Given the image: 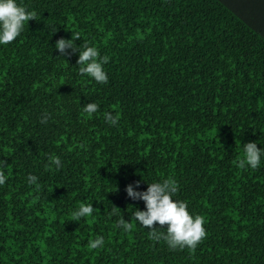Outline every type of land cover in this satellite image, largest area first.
<instances>
[{
	"label": "trees",
	"instance_id": "trees-1",
	"mask_svg": "<svg viewBox=\"0 0 264 264\" xmlns=\"http://www.w3.org/2000/svg\"><path fill=\"white\" fill-rule=\"evenodd\" d=\"M16 3L36 18L0 44V264H264V0ZM75 33L108 57L107 83L56 50ZM249 142L260 165L240 169ZM169 178L205 220L194 251L132 218L146 209L126 187ZM81 203L95 210L74 220Z\"/></svg>",
	"mask_w": 264,
	"mask_h": 264
},
{
	"label": "clouds",
	"instance_id": "clouds-1",
	"mask_svg": "<svg viewBox=\"0 0 264 264\" xmlns=\"http://www.w3.org/2000/svg\"><path fill=\"white\" fill-rule=\"evenodd\" d=\"M36 13L27 11L23 6H18L16 0H0V44H9L14 41L21 33L25 22L35 20ZM80 39L79 33L74 34V38L70 40L59 39L56 44V50L61 55L66 49H71L73 53H78L79 59L77 64L80 66L78 71L81 75L87 74L97 83H107V75L103 70L102 64L108 62V57L101 58L99 50L96 47L89 46L87 42L81 45L82 51H77L74 41ZM98 105L89 103L83 107V111L89 115L97 112ZM47 115L41 119V123L47 122ZM106 122L115 125L118 118L111 113H105ZM244 156L237 161V167L244 169L246 166L256 169L260 165L261 149L257 148V144L249 142L243 145ZM52 164L57 168L61 167L59 157H49ZM5 161H0V169L6 167ZM30 184H37L38 178L34 175L27 177ZM6 182L5 174L0 170V185ZM147 191H133L132 185H128L125 189L128 197L132 200H142L145 204V211L134 210L132 218L139 222L140 225L149 229V238L157 241L163 239L171 249H183L187 247L194 251L199 242L205 237L206 232L203 227L205 220L202 216L193 217L187 210V204L182 201H174L173 196L178 191V185L174 179H165L162 182L147 184ZM39 185L37 184V188ZM139 187V182L136 183ZM91 204L81 203L79 209L72 213L74 220L81 217L91 216L94 212ZM113 211L119 209L113 207ZM166 226V232L158 231L154 225ZM118 227H122L125 231H130L133 227L131 222H125L121 217L117 221ZM103 237H97L94 241H89V247L96 249L103 246Z\"/></svg>",
	"mask_w": 264,
	"mask_h": 264
}]
</instances>
